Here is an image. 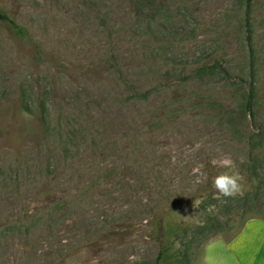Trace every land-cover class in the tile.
Masks as SVG:
<instances>
[{
  "label": "rangeland",
  "instance_id": "rangeland-1",
  "mask_svg": "<svg viewBox=\"0 0 264 264\" xmlns=\"http://www.w3.org/2000/svg\"><path fill=\"white\" fill-rule=\"evenodd\" d=\"M241 2L0 0L40 49L0 23V264H205L208 242L264 217V138L245 143L264 121V0L249 22ZM224 157L231 196L211 183Z\"/></svg>",
  "mask_w": 264,
  "mask_h": 264
},
{
  "label": "trees",
  "instance_id": "trees-1",
  "mask_svg": "<svg viewBox=\"0 0 264 264\" xmlns=\"http://www.w3.org/2000/svg\"><path fill=\"white\" fill-rule=\"evenodd\" d=\"M133 3L138 6L139 4L142 3V0H132ZM242 2L240 3L241 8L243 10L244 16H245V20L246 21H250V17H251V8H252V4H253V0H241ZM0 23L1 25H3L7 30H9V32L11 33L12 37H14L17 40H21L23 42L26 43H33V39H32V35H31V31L29 29V27L23 23L18 22L15 18H13L6 10H4L1 6H0ZM36 52L40 53V49L37 48V43H33ZM252 46L250 45L249 48H251ZM251 53V49L249 50V55ZM252 64H250V67ZM249 67V68H250ZM214 69L219 72L224 73L225 75L228 74V70L226 67H222L219 64H214L211 65L209 67H207V69ZM197 70L201 71V73L205 72V68H197ZM251 71H249L250 73ZM252 75V73H250ZM239 83V82H238ZM242 85V82L240 83ZM244 89V87H243ZM255 85L253 84V82H248L247 87L245 88V90L243 91V95L242 98L244 100V102L242 103V108H243V117L248 118V116H250V118L253 120L254 117V111H253V107L255 104ZM137 98L142 99V98H146L147 97V93L144 91H141L140 89L136 90V95ZM39 116H40V120L43 124L44 127H46L47 125V114L45 113V111L41 110L39 111ZM242 117V116H241ZM260 130H257L256 128L254 129L252 123H251V127L249 129V131L246 134V146L248 147L249 150H251L255 144V141L257 140V138L259 139H263L264 138V121L263 123L260 124ZM258 198V195H257ZM209 221L207 223V225L209 226V228H214L215 230L211 233L210 236L215 235L218 232L217 227H221L222 224L219 221H214V218L209 217L208 218ZM248 220V219H247ZM246 220V221H247ZM245 221V222H246ZM149 231H148V235L153 237L155 240L158 241V243L161 245V248L158 252V258L163 255V253L167 250V247L164 246V242L166 239V233L165 230L163 228V221H162V214L158 211H153L149 217ZM245 224V223H244Z\"/></svg>",
  "mask_w": 264,
  "mask_h": 264
},
{
  "label": "crops",
  "instance_id": "crops-1",
  "mask_svg": "<svg viewBox=\"0 0 264 264\" xmlns=\"http://www.w3.org/2000/svg\"><path fill=\"white\" fill-rule=\"evenodd\" d=\"M214 248V249H213ZM205 264H264V217L249 218L229 240L206 244Z\"/></svg>",
  "mask_w": 264,
  "mask_h": 264
},
{
  "label": "clouds",
  "instance_id": "clouds-1",
  "mask_svg": "<svg viewBox=\"0 0 264 264\" xmlns=\"http://www.w3.org/2000/svg\"><path fill=\"white\" fill-rule=\"evenodd\" d=\"M212 165L226 169L223 172L218 173L212 178V187L223 196H231L241 191L242 180L241 175L235 170L233 161L230 158L224 157L219 160L210 161ZM195 207V203L193 202ZM139 257L136 255H129L128 260L130 262L139 261Z\"/></svg>",
  "mask_w": 264,
  "mask_h": 264
}]
</instances>
